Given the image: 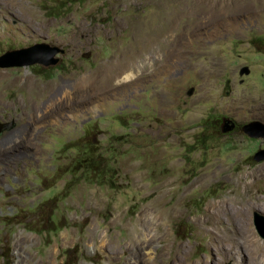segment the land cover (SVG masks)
Segmentation results:
<instances>
[{"label": "rangeland", "instance_id": "1", "mask_svg": "<svg viewBox=\"0 0 264 264\" xmlns=\"http://www.w3.org/2000/svg\"><path fill=\"white\" fill-rule=\"evenodd\" d=\"M9 1L0 56L63 53L47 73L0 68V121L18 126L0 135V264H168L182 251L180 264H245L195 220L248 180L264 250V138L241 130L264 123V0H20L11 16ZM224 117L237 125L226 134ZM20 144L42 154L19 157Z\"/></svg>", "mask_w": 264, "mask_h": 264}, {"label": "bare ground", "instance_id": "2", "mask_svg": "<svg viewBox=\"0 0 264 264\" xmlns=\"http://www.w3.org/2000/svg\"><path fill=\"white\" fill-rule=\"evenodd\" d=\"M16 8H23L20 0H10L6 5L1 6V9L9 16L13 12H18ZM23 13L26 14L27 11H23ZM124 72L125 69H121L120 75ZM9 157L12 161L15 159V156ZM249 177L253 179L252 174H249L248 179ZM204 180L205 178H202L200 183ZM239 187L241 191L238 194L222 196L223 198L211 201L206 214L207 220L204 221V218L201 217L196 219L195 223L203 234L208 236L209 244L214 250L217 249L218 252L222 250L233 257L240 256L242 260H245V264H264V250L261 249L248 224V212L259 203V198L246 197L253 188L252 180L240 183ZM147 226L149 227L150 224ZM182 255L183 251L178 252L168 264H180ZM200 264L202 263L200 262Z\"/></svg>", "mask_w": 264, "mask_h": 264}, {"label": "water", "instance_id": "3", "mask_svg": "<svg viewBox=\"0 0 264 264\" xmlns=\"http://www.w3.org/2000/svg\"><path fill=\"white\" fill-rule=\"evenodd\" d=\"M60 53H63V50L58 47H52L48 44H36L29 48L14 50L1 55L0 68H27L33 65L56 66L59 62L56 56ZM12 123L10 126H5L0 121V135L12 129L14 121ZM235 128L236 123L231 118L224 117L222 119L221 131L223 134L232 132ZM241 130L251 138H264V123L260 121H252L244 125ZM254 160L256 162L264 161V150L258 151L254 156ZM254 223L259 235L264 238V215L255 212Z\"/></svg>", "mask_w": 264, "mask_h": 264}, {"label": "flooded vegetation", "instance_id": "4", "mask_svg": "<svg viewBox=\"0 0 264 264\" xmlns=\"http://www.w3.org/2000/svg\"><path fill=\"white\" fill-rule=\"evenodd\" d=\"M40 68H42L43 70V73H47L49 72V70H51L52 67H44V66H41V65H38ZM54 69H58L57 67H54ZM12 121H14V125H13V128L15 129L17 126V124L15 123V120H10V121H6V122H3L1 121L2 123H4L5 126H10L12 125ZM12 128V129H13ZM236 128H237V125H236ZM12 129L6 131L7 133L10 132ZM42 150L43 148H39V147H29L28 145H24V144H20L16 150V154L17 156L19 157H25L27 155V157L29 158H34L36 156H39V154L41 155L42 154Z\"/></svg>", "mask_w": 264, "mask_h": 264}]
</instances>
